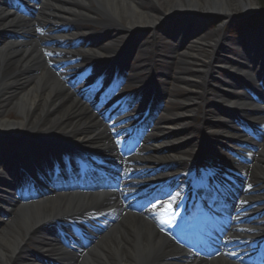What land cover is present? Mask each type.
Masks as SVG:
<instances>
[{
    "label": "bare ground",
    "instance_id": "1",
    "mask_svg": "<svg viewBox=\"0 0 264 264\" xmlns=\"http://www.w3.org/2000/svg\"><path fill=\"white\" fill-rule=\"evenodd\" d=\"M255 8L251 0H40L35 17L18 20V13L1 3L0 33H14L28 38H8L0 44V173L14 175L11 180L15 182L24 171L33 168L34 163L27 161L29 158L41 166L45 164V159L53 162L66 152L79 151L108 135L102 120L91 107L50 70H43L41 41L36 38L37 26L46 24L48 28L60 29L68 25L69 33H55L52 39L83 37L97 30L110 33L108 42L97 48L104 52L111 65H117L121 70L128 65L121 52L131 43L130 46L140 52L130 77L139 87L137 92L145 97L158 95L162 90L163 94L169 93L170 99L179 102L175 114L171 109L161 121H154L146 139L148 147L144 151L159 154L165 148L170 150L160 159L177 160V176L181 178L180 171L188 170L190 158L197 153L200 157L207 156L212 146L216 145L214 140H210L212 137L234 149L238 147L236 144L251 142L259 150L251 152L243 149L250 152L252 165L243 164L241 168L246 171L250 183L263 188L264 133L261 140L253 141L243 132H238L239 125L233 121L234 115L229 110L243 103L245 98H228L225 91L232 89L236 83L228 80L231 77L224 68L239 69L237 66H240L244 68L241 71H251L252 79L258 74L264 79V50L260 46L264 36H256L257 40L248 38L252 40H247V43L243 42L247 38L229 40L225 28L220 26L194 36L184 49L175 47L182 26L185 29L190 27L194 14L221 15L223 21H227L235 14L248 15ZM140 34H146L147 40L134 43V37ZM161 37H165L163 42H160ZM226 52L243 59L245 63L230 60L224 56ZM171 55L177 57L180 67L175 70L171 65V70L165 68L159 77L164 80L172 77L173 81L186 87L182 96L170 92L172 90L160 81L156 88L149 87L150 82L145 78V75H151V68L157 61L172 60ZM255 59H258V65ZM219 73L225 79L216 78ZM253 95L254 92L250 93L246 100L254 101ZM246 109L248 114L256 115L252 118L244 114L247 122L264 123V108L247 104ZM198 114L202 116L199 131L193 129L189 133L187 123L195 122ZM222 116L226 118L223 121L220 119ZM196 132H202L205 141L191 137ZM126 134L128 137V131ZM149 141L153 142L148 144ZM121 151L114 155L115 162ZM231 167L230 161L221 164L222 171L227 172L224 176L227 180L233 177ZM223 172L220 174H225ZM6 180L0 175V202L5 193L8 195L10 192V183ZM222 194L226 195L224 198H229L225 191ZM76 201L77 197L73 195L47 197L28 204L17 199L10 208V218L3 221L0 228V264H38L34 260L37 254L54 257L59 253L61 249L46 237L39 225L68 211ZM173 250L168 249L148 220L128 214L76 264H168L169 258L179 256ZM205 263L230 264L220 259ZM205 263L193 260L182 264Z\"/></svg>",
    "mask_w": 264,
    "mask_h": 264
},
{
    "label": "rangeland",
    "instance_id": "2",
    "mask_svg": "<svg viewBox=\"0 0 264 264\" xmlns=\"http://www.w3.org/2000/svg\"><path fill=\"white\" fill-rule=\"evenodd\" d=\"M256 8L254 10H251L252 13H248V15H246V13H242V14H235V17H233V19H229L227 21H223V18L221 15H202V16H198L197 14H194L191 22H190V27H187L185 29L184 25L182 26L181 30H180V35H178L177 40L175 42V47L178 48L179 50L184 49L187 44H189V42L191 41V39L194 36L200 35V34H204L206 32H210L214 29H218L220 26H223L225 29V33L226 36L228 38H230L229 40H242L243 38H247L243 39L244 43H247V40H252L255 39L257 40V38H255L256 36L260 35L261 37L264 36V23L261 22L260 20H263L262 17H258L260 14V10H262L261 7H264V0H251ZM262 12V11H261ZM262 15V13H261ZM264 16V15H263ZM255 17H257L256 19H254ZM259 18V19H258ZM99 30L92 32L91 34L94 36H89V39H93L94 42H102L104 40V42L106 40H108L109 38V33H104V32H99ZM90 34V35H91ZM96 34V35H95ZM141 36V37H140ZM254 37V38H253ZM148 36L146 34L144 35H139V36H135L134 37V43H138L139 41H144L147 40ZM248 38H252V39H248ZM264 43V40H262ZM254 42V41H253ZM257 42V41H256ZM131 45V43H130ZM128 46V48H125L126 52L124 55V59L127 60L128 65H127V73L128 76L131 77L133 75V67H135L136 63L135 58L140 54L139 50L136 49L134 46ZM264 50V47L263 49ZM264 52V51H263ZM224 55L226 56L227 54L224 53ZM171 58H173L172 60H165V61H157L156 65H153L154 68V72L156 73V75H154L155 73L151 75H145L147 78V80L150 82L149 83V87H156L158 86L159 81L161 82V84H166V87L168 88V90H172L170 92H177L178 94H181V96L183 94L186 93V87H184L183 85L179 84L176 81L172 80V77L166 78V80H164V78H160L159 75H161L164 72V69L167 68L169 69V66L171 67V65L173 66L172 68H174L175 70L180 67L179 66V60L177 59V57L174 55H171ZM129 60V61H128ZM171 63V64H170ZM55 72L53 74L55 75H59L61 74L60 72H58L55 68L53 69ZM171 69H169L168 71H170ZM165 71V72H168ZM146 74V73H145ZM62 75V74H61ZM143 76V75H141ZM222 78L225 79V77L222 74H218L216 75V78ZM229 80V79H228ZM227 80V81H228ZM132 83L130 84L129 88L132 91H136L138 89V86H136L135 84H133V81H131ZM252 83V82H251ZM250 83V84H251ZM73 91L76 92V89L73 88ZM162 91V90H161ZM160 91V96L159 98H155L156 100V104L154 105H158L157 107L159 108V112L157 113V116H159V118H163L166 116V112L170 111L171 109L173 110V114H175L174 110L175 107H177L176 105L179 103L176 99H170L169 98V93L163 94V92ZM144 98V97H143ZM209 100H212V98L209 97ZM213 101V100H212ZM222 119V117H221ZM243 119V118H242ZM202 121V116L201 115H197L195 122L192 123H187V126H189L190 131L189 133H192L193 129L199 131V123ZM214 121V120H213ZM250 129H252V132L255 136H257L258 138H255L253 135H247L245 134L248 138L252 139L253 141H257L258 139L260 140L262 134L264 133V123H261L260 125L256 126V125H252L249 127ZM237 130L240 131V127H237ZM16 133H19V131H17ZM261 134V136H260ZM193 138H196L198 141H205V137L203 135L202 132H196L193 134V136H191ZM210 140H214V137H212ZM212 142V141H211ZM247 145L250 147L251 145L254 146L255 151L258 150V147L256 146V144L251 143V142H246ZM186 143L184 142L183 145H185ZM251 144V145H250ZM252 147V146H251ZM198 150V149H197ZM237 150H241V152H243L242 154H239L241 157L243 158H247V155L245 154L246 152L242 151L243 149L238 147ZM249 150H254L252 148H249ZM213 152V150L210 151V154ZM223 152V151H222ZM220 156H214V157H218L219 159L222 160H233L234 157L227 155L225 152H223V154H218ZM211 156V155H210ZM223 157V158H221ZM197 158V157H194ZM217 158V159H218ZM221 161V160H219ZM214 160H211V158L208 156H204L199 162L198 165L199 169H204V170H208V169H212L214 164ZM218 164V163H217ZM7 218L6 217H0V228L2 227V222L6 221Z\"/></svg>",
    "mask_w": 264,
    "mask_h": 264
},
{
    "label": "trees",
    "instance_id": "3",
    "mask_svg": "<svg viewBox=\"0 0 264 264\" xmlns=\"http://www.w3.org/2000/svg\"><path fill=\"white\" fill-rule=\"evenodd\" d=\"M263 9H264V7H263Z\"/></svg>",
    "mask_w": 264,
    "mask_h": 264
}]
</instances>
